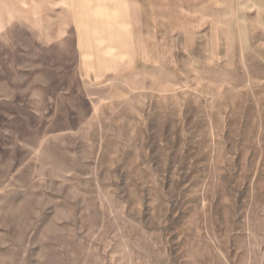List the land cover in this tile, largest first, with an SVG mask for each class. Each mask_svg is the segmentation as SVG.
<instances>
[{
  "label": "rangeland",
  "instance_id": "rangeland-1",
  "mask_svg": "<svg viewBox=\"0 0 264 264\" xmlns=\"http://www.w3.org/2000/svg\"><path fill=\"white\" fill-rule=\"evenodd\" d=\"M0 264H264V0H0Z\"/></svg>",
  "mask_w": 264,
  "mask_h": 264
}]
</instances>
